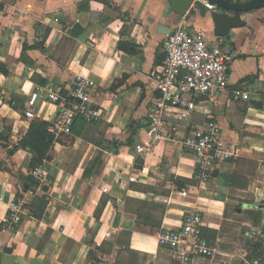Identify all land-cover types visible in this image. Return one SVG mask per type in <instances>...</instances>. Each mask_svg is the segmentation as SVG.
Listing matches in <instances>:
<instances>
[{
	"label": "crops",
	"instance_id": "obj_1",
	"mask_svg": "<svg viewBox=\"0 0 264 264\" xmlns=\"http://www.w3.org/2000/svg\"><path fill=\"white\" fill-rule=\"evenodd\" d=\"M170 6L171 0H0V264H177L158 235L178 228L190 210L200 213V235L215 248L190 264H257L250 260L254 246L264 255V8L209 10L193 0L177 16ZM213 12L235 19L226 34H217ZM178 26L235 53L224 89L205 99L238 154L204 184L182 141L205 116L194 112L175 131L166 116L164 137L151 144L144 133L159 95L150 71L165 57V29ZM76 75L95 82L102 119L76 120L69 135H52L38 165L41 183L30 174L33 154L18 144L33 120L50 123L56 107L37 101L27 119V100L36 85L54 84L66 94ZM139 141L148 146L141 155L134 151ZM129 175L137 181L118 183ZM16 195L25 215L8 227Z\"/></svg>",
	"mask_w": 264,
	"mask_h": 264
},
{
	"label": "built area",
	"instance_id": "obj_2",
	"mask_svg": "<svg viewBox=\"0 0 264 264\" xmlns=\"http://www.w3.org/2000/svg\"><path fill=\"white\" fill-rule=\"evenodd\" d=\"M202 2L209 10L215 8L206 0ZM164 49L162 64L151 69L149 75L159 95L149 106V120L144 133L151 144L164 137L162 125L166 116L172 118L169 125L171 131H175L180 122L188 121L194 112L205 116L203 122L190 125L182 141L184 149L195 157L196 181L204 184L212 178L219 163L232 160L238 154L237 148L223 140L221 126L211 118L205 99L208 94L224 89L235 53L225 45L209 47L201 32H189L183 26L166 34ZM94 89L95 82L83 75L75 76L66 94H61L54 84L36 85L27 100L29 109L24 112L25 117L34 118L31 108L37 101L51 103L56 107V113L49 123L48 132L54 137L69 135L76 120L96 123L102 119L101 107L93 100ZM147 148L142 141L134 145L138 155ZM30 174L41 183L45 182L41 166L33 167ZM136 181L134 175L118 179L120 185ZM15 188L21 190L22 184H17ZM179 192L182 196L186 195L185 190ZM24 215V200L16 195L8 205L4 223L14 227ZM201 224L199 212L187 211L178 228H166L159 233L158 243L174 251L177 264H190L194 257H212L215 248L200 235Z\"/></svg>",
	"mask_w": 264,
	"mask_h": 264
},
{
	"label": "trees",
	"instance_id": "obj_3",
	"mask_svg": "<svg viewBox=\"0 0 264 264\" xmlns=\"http://www.w3.org/2000/svg\"><path fill=\"white\" fill-rule=\"evenodd\" d=\"M227 1L232 2V0ZM120 48L128 53L133 52L131 48H127L126 46L120 45ZM48 126L49 123L45 121L33 120L30 123L25 137L18 144V146L23 149L28 147L29 151L33 154V158L30 162L31 168L40 165L42 160L46 158L47 151L53 140L52 135L47 131ZM128 143H130V141H128ZM116 145V143H113V147H116ZM257 250H261L260 246L253 247L252 255L258 257H250V260L257 262V264H261L264 262V255L259 256V253H253Z\"/></svg>",
	"mask_w": 264,
	"mask_h": 264
},
{
	"label": "water",
	"instance_id": "obj_4",
	"mask_svg": "<svg viewBox=\"0 0 264 264\" xmlns=\"http://www.w3.org/2000/svg\"><path fill=\"white\" fill-rule=\"evenodd\" d=\"M192 1L193 0H171L170 9L177 16H183L189 11ZM206 1L208 4L215 6L216 8H222L233 12H247L257 8H264V0H247L244 2H228L227 0ZM211 17L217 25L216 32L218 35L226 34L228 28L236 22L234 18L216 12L211 13ZM165 30H168L165 31L166 33L170 32V29L168 28Z\"/></svg>",
	"mask_w": 264,
	"mask_h": 264
},
{
	"label": "rangeland",
	"instance_id": "obj_5",
	"mask_svg": "<svg viewBox=\"0 0 264 264\" xmlns=\"http://www.w3.org/2000/svg\"><path fill=\"white\" fill-rule=\"evenodd\" d=\"M49 150V149H48ZM48 152V151H47Z\"/></svg>",
	"mask_w": 264,
	"mask_h": 264
}]
</instances>
